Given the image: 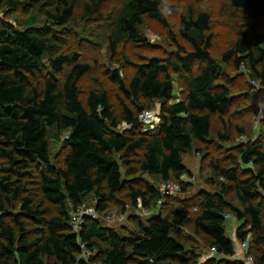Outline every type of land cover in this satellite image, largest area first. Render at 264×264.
<instances>
[{
    "label": "trees",
    "instance_id": "1",
    "mask_svg": "<svg viewBox=\"0 0 264 264\" xmlns=\"http://www.w3.org/2000/svg\"><path fill=\"white\" fill-rule=\"evenodd\" d=\"M107 1L0 0L5 14L0 17V264H45L46 259L54 264H89L80 259L81 244L99 254L102 264H243L232 259L229 214L242 223L239 243L251 235V253L257 264H264V220L255 204L264 192V122L256 142L239 149L245 168L215 165L221 180L218 190L201 192L197 204L186 203L172 220L182 227L190 222L197 235L206 237L210 251L215 248L219 255L198 262L197 252L174 238L162 217L138 223V230L125 236L92 218L86 219L79 235L73 233L72 213L91 195L98 201V213L113 205L126 211L139 200L147 205L162 199L154 185L136 188L126 175L149 174L164 183L177 182L185 191L182 178L191 173L183 157L195 141L206 143L212 117L222 120L232 106L225 84L229 78L211 55L215 39L211 16L194 5L180 16L181 42L172 36L178 48L175 55L136 64L127 80L119 71L107 73L127 102L120 116L106 93L91 91L82 97L79 82L91 65L78 52L57 53L68 41L78 12L83 11L80 21H86ZM229 1L245 14V21L222 62L245 70L260 85L264 114V0ZM164 2L124 0L109 38L112 57L126 40L150 45L140 32L146 18L169 26L171 11H165ZM17 13L39 14L46 23L40 24L36 16L19 24L8 20ZM175 76L184 83L178 100ZM156 102L161 104V123L155 132H144L140 115L152 111ZM52 140L63 145L61 164L53 156ZM139 151L142 159L134 166ZM35 168L40 170L42 199L28 189ZM209 183L217 185L215 180ZM230 193L237 197L238 207L229 201ZM48 205L58 211L51 213ZM191 207L196 210L192 218ZM30 222L36 226L31 228Z\"/></svg>",
    "mask_w": 264,
    "mask_h": 264
},
{
    "label": "rangeland",
    "instance_id": "2",
    "mask_svg": "<svg viewBox=\"0 0 264 264\" xmlns=\"http://www.w3.org/2000/svg\"><path fill=\"white\" fill-rule=\"evenodd\" d=\"M86 2L87 0H82ZM124 3V0H108L101 9L93 14L90 19L80 21L82 10L77 14L78 20L70 24L69 30L71 35L62 50L57 54H73L79 53L81 60L91 65V71L87 76L79 82V88L82 97L91 91L98 93H106L114 106L117 116H120L122 106L127 103L118 86L113 84L108 76L114 71H119L124 80H127L134 73V66L138 63L147 61L153 57H169L178 52L172 36H178L180 16L189 5H194L199 11L206 12L211 16V32L214 33L215 39L211 55L216 59L226 75L229 82H226L230 88L232 95V106L228 116L222 120L214 115L212 117L211 135L206 143L202 144L198 141L194 142L193 149L183 157L184 165L187 167L191 176L182 178V189L170 196L163 198L161 206L151 200L145 205L142 200L136 207L128 205L126 211L122 210V206H111L104 213H97V220L103 225L113 228L120 235H130L138 230V223L147 222L151 219L162 217L171 228V234L180 241L187 250H195L198 254V262L204 261L210 257L212 252L207 246L206 237L197 235L190 222L183 227L174 224L172 220L176 218L177 211L186 203L197 204L199 195L203 191L215 192L218 190V184L221 182L214 166L220 168H231L236 164L245 168L241 161L239 149L246 147L250 142H256L263 128L264 114L261 111V103L258 88L260 85L254 83L245 70L236 71L232 66L222 62L223 54L234 47L237 31L242 27L245 21V14L241 11L233 9L229 0H165V11H171L168 17L169 26L165 27L158 22L145 19L144 24L140 27V32L146 37L149 46H143L130 41H123L119 44L118 54L112 57L109 42L110 34L114 30L118 14ZM30 16L39 18L40 24H45V19L39 14L26 15L17 13L10 15L8 20L15 24L24 21ZM0 17H5L3 11L0 10ZM107 73H109L107 75ZM65 78V77H64ZM175 96L176 99L183 97L184 83L178 77H174ZM138 106V105H137ZM152 112L157 114L158 120L153 124L144 125V132L153 133L157 130L161 123L159 102L152 103ZM260 111V113H258ZM121 129L126 128L122 125ZM222 136L229 138L223 139ZM53 142V156L56 163L61 164L63 159L62 143ZM143 152L139 151L133 162L136 166L142 159ZM248 168V167H247ZM37 168L31 171L28 189L33 195L42 199V193L39 189V172ZM126 179L136 188H145L147 184L154 185L161 193L164 182L149 174L135 172L126 175ZM215 180L217 185L213 186L209 182ZM262 192V191H261ZM125 194V193H124ZM121 198H124L122 195ZM231 203L239 206V202L234 193L228 195ZM85 206L92 210L96 209L98 201L94 195L89 196L84 201ZM262 209V217L264 220V192L262 197L255 201ZM15 212L20 209V203L17 204ZM51 213L55 214L58 209L53 205H48ZM74 213V212H73ZM72 213V214H73ZM196 213L194 207L190 208V218ZM160 215V216H159ZM227 232L233 240L235 246V255L243 256L238 245L240 244L237 232L242 227V223L238 222L233 214H229ZM32 228L36 226L33 222L29 223ZM40 225H37L39 227ZM249 227H246V230ZM249 238L252 241L251 235ZM94 258V262L91 261ZM82 262L89 264H102V258L97 253H92L89 257L80 255ZM45 264H54L51 259H46ZM86 264V263H81Z\"/></svg>",
    "mask_w": 264,
    "mask_h": 264
},
{
    "label": "built area",
    "instance_id": "3",
    "mask_svg": "<svg viewBox=\"0 0 264 264\" xmlns=\"http://www.w3.org/2000/svg\"><path fill=\"white\" fill-rule=\"evenodd\" d=\"M140 120L144 125L147 124H153L156 120H158L157 114L152 111H145L140 115ZM181 189V186L179 183L174 181H169L163 184L162 186V199L158 201V205L161 206L163 203V198L166 196H170L176 192H179ZM97 210L96 209H88L85 204L79 206L75 212L72 214L71 219V227L73 230V233L76 235L80 234V231L82 229L83 224L85 223L86 219L92 218L97 219ZM160 216V215H159ZM161 217V216H160ZM230 216H227V220ZM251 239L248 237L245 241L240 243L238 245V248H240L241 252L243 253V256H236L234 255L232 259L242 262L243 264H257L256 258L251 253ZM82 254L83 257H89L92 252L88 250L87 246L84 244H81ZM213 255H219L218 251L214 248L212 249ZM221 257H225V255H220Z\"/></svg>",
    "mask_w": 264,
    "mask_h": 264
}]
</instances>
